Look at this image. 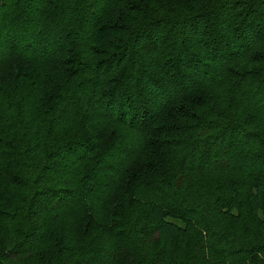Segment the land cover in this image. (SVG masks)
Returning <instances> with one entry per match:
<instances>
[{
    "label": "trees",
    "instance_id": "1",
    "mask_svg": "<svg viewBox=\"0 0 264 264\" xmlns=\"http://www.w3.org/2000/svg\"><path fill=\"white\" fill-rule=\"evenodd\" d=\"M124 250L264 264V0H0V264Z\"/></svg>",
    "mask_w": 264,
    "mask_h": 264
},
{
    "label": "rangeland",
    "instance_id": "2",
    "mask_svg": "<svg viewBox=\"0 0 264 264\" xmlns=\"http://www.w3.org/2000/svg\"><path fill=\"white\" fill-rule=\"evenodd\" d=\"M73 219L74 220H73L72 224L76 226L77 223H78L79 216H75V217H73ZM67 226H68L67 224H64V225L62 224L60 228L61 229H64ZM122 248L124 249V247H122ZM112 264H132V260L129 257L128 251L124 250L120 255L119 254L118 255H115L114 256V259L112 261Z\"/></svg>",
    "mask_w": 264,
    "mask_h": 264
}]
</instances>
